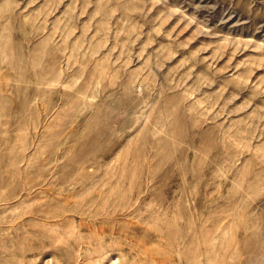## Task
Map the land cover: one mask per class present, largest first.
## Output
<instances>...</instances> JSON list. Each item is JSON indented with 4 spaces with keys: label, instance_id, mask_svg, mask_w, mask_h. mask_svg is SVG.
<instances>
[{
    "label": "rangeland",
    "instance_id": "obj_1",
    "mask_svg": "<svg viewBox=\"0 0 264 264\" xmlns=\"http://www.w3.org/2000/svg\"><path fill=\"white\" fill-rule=\"evenodd\" d=\"M0 264H264V0H0Z\"/></svg>",
    "mask_w": 264,
    "mask_h": 264
}]
</instances>
